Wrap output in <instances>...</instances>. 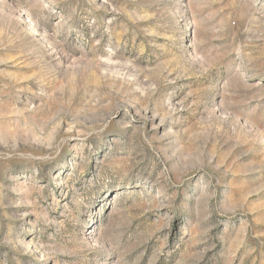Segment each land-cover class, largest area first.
<instances>
[{
  "label": "rangeland",
  "instance_id": "obj_1",
  "mask_svg": "<svg viewBox=\"0 0 264 264\" xmlns=\"http://www.w3.org/2000/svg\"><path fill=\"white\" fill-rule=\"evenodd\" d=\"M0 264H264V0H0Z\"/></svg>",
  "mask_w": 264,
  "mask_h": 264
}]
</instances>
